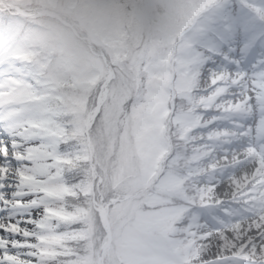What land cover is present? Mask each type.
Wrapping results in <instances>:
<instances>
[{
	"label": "rangeland",
	"instance_id": "obj_1",
	"mask_svg": "<svg viewBox=\"0 0 264 264\" xmlns=\"http://www.w3.org/2000/svg\"><path fill=\"white\" fill-rule=\"evenodd\" d=\"M209 1L0 0V8L10 13L4 10L1 20L13 32L12 43L3 41L6 47L3 45L0 48L11 49L21 60L29 63L31 73L40 80V95L46 97L45 103L51 109L47 115L53 121L55 159L47 161L52 165L49 176L35 177L48 189L45 196L50 199L51 207L47 211L56 218L51 230L43 233L44 240L34 241L41 246L32 251L43 258L44 264H54L53 256L59 251L58 248L65 247L64 239L78 237L77 234L82 235L85 231L89 233L87 226L95 224L88 215L90 202L85 199L90 193L89 180L76 193L64 184L65 179H71L73 185H78V177H84L85 169L89 171V168L93 173L92 188L99 199L96 201L100 203L149 186L142 193L141 200L109 206L107 218L113 237L112 246L118 247L121 257L111 250L103 257V264H128L127 260L137 253L139 257L148 254L153 258L139 259L135 264H197L202 261L203 264L219 254L238 248L250 256L264 254V216L255 222L242 220L247 225L245 236L248 234L251 237L247 236L248 239L242 244L234 242L228 246L225 234L234 230L236 224L231 221L226 225L223 220H218L222 227L211 229L204 221L206 213L197 206L212 200L214 192L212 181L215 177L211 171L217 165L216 158L219 156L216 142L221 140L224 133V124L218 117L222 118L224 110L233 112L239 109V100L236 96H226L230 92L228 85L233 82L231 76L223 75L220 71L215 77L209 74L211 71L208 67L197 61L196 55L200 53L192 48L191 39L204 26L203 23L209 22L205 15L198 18L190 34H185L176 44L172 57L170 45L178 30L189 25L191 17ZM235 5L233 2L232 6ZM17 10L33 15L60 14L62 20L72 26L78 35L83 31L101 49L106 41L108 46L114 45L116 48H121L119 44L122 42L135 52L138 41L146 42L151 36L161 33L164 36L162 39L167 38L169 46L165 58L167 77L164 79L167 78L168 83L172 78L166 65L169 61L174 71L173 97L183 99L176 101L175 111H181V108H185V102L190 101L197 105V109L172 115L164 137V122L159 118L164 120L168 115L169 92L164 101L161 91L158 89L156 93L153 90L146 96L153 99L150 107L147 110L142 107L145 113L139 105H132L128 109L132 113V121L141 125L130 130V126L123 123L127 108L122 107L123 98L120 95L131 94V90L119 75V80L115 78L106 86L100 111L87 133L89 146L86 147L83 127L93 108L88 88L97 87L106 74L101 59L79 45L71 30L57 21L47 16L19 19L15 16ZM214 16H221L220 11L214 12ZM209 17L212 18V15L209 14ZM123 36L126 37L123 39ZM112 51L104 56L105 64L116 68L121 56ZM135 55L132 54V61ZM193 68L197 69L195 74L191 72ZM261 92L264 94V88ZM131 146H135V149ZM143 146L147 149L143 150ZM165 157L168 159L164 170L157 176ZM222 158L220 161L224 160ZM122 163L127 164L128 177L125 178L121 170L114 171ZM110 170L112 180L106 182L103 174ZM251 187L240 193H250ZM102 197L106 198L103 200ZM148 203L150 208L144 207ZM192 205L198 208L194 209L196 206ZM141 207L143 210L139 211ZM85 219L88 222L86 230L71 223ZM139 229V236L131 238L133 231L139 233ZM118 238L126 241L123 246ZM136 240H141V245L138 242L130 243ZM147 244H151V247ZM28 251L26 248L20 249V253ZM19 261L39 264L38 260L34 261L27 255H18ZM93 263L97 264L95 259Z\"/></svg>",
	"mask_w": 264,
	"mask_h": 264
},
{
	"label": "snow or ice",
	"instance_id": "obj_2",
	"mask_svg": "<svg viewBox=\"0 0 264 264\" xmlns=\"http://www.w3.org/2000/svg\"><path fill=\"white\" fill-rule=\"evenodd\" d=\"M19 59L0 48V264H17L18 255L44 264L32 251L41 246L34 241L44 240L56 218L47 211L48 189L35 177L50 175L55 134L40 80L17 67Z\"/></svg>",
	"mask_w": 264,
	"mask_h": 264
},
{
	"label": "trees",
	"instance_id": "obj_3",
	"mask_svg": "<svg viewBox=\"0 0 264 264\" xmlns=\"http://www.w3.org/2000/svg\"><path fill=\"white\" fill-rule=\"evenodd\" d=\"M126 36H123V39ZM162 36L163 35L158 32L154 37L151 36L152 38L149 36L150 38L146 40V42L145 41L142 42V40L138 41L137 43L138 46L135 47L136 49L135 52L131 48V46H128L127 44H126L127 46H124L122 42L119 44V47L121 48L115 47V52L117 55L121 56V59L120 60L118 59L116 68H113L114 79L117 78L119 80L118 76L121 75L122 79L124 80L123 81L124 84L128 85L131 90V94L127 93L125 95L124 94L120 95V97L123 98L121 103L122 107L127 108L125 113L126 115L124 116L125 122L123 123L128 124L131 129H136L138 125L136 122L132 121L133 119L132 113L128 109H130L135 105H139L146 109V107L150 105L152 102V97L150 96L147 98L146 97L147 94L151 93L153 90L156 91V93H158V89L161 91V93L163 92L162 82H163V77L166 75L165 58L169 46L167 43V38L165 37L162 39ZM133 53H136V55L134 57V60L132 61L131 56ZM117 67L119 68L118 70ZM156 83H158L159 86H157ZM123 167L125 166H122L121 170H125V168ZM122 173L123 175H125V171ZM86 176L84 177V180ZM85 182L86 180L83 181V183ZM85 184H87V182ZM126 202L132 204L135 203L136 201L134 199L133 201L129 200ZM148 206L149 204H145L144 207H148ZM141 210H143L142 207L139 208V211ZM94 222H95L94 226L96 229L95 230L96 233L87 235V232L85 231L82 232V235L78 234L79 236L75 239H68L67 249L62 251L61 256L55 258L57 264H90V263L93 264L92 256L94 254V249H96V247L92 245L94 244L93 238H96V235L97 236L100 235V237H102L103 234L101 229L98 227V222L96 221V219H94ZM74 225L80 229L86 230L85 223L81 221L74 222ZM140 231L141 229H139V233L133 231V233L131 234V238L133 237L137 238L140 234ZM118 241H120V238H118ZM123 242L120 241V245L122 244L123 246ZM133 242L135 244H137L138 242V244L141 245V240L130 241V243ZM147 245L149 248L151 247V244H147ZM111 247L108 250V253L112 250L115 251L116 254L121 257L120 253L117 250L118 247L115 245L112 246V244ZM147 257L153 258V256L148 254L139 257V254L137 253L131 258V260H127V263L135 264L139 261V259L141 260Z\"/></svg>",
	"mask_w": 264,
	"mask_h": 264
},
{
	"label": "bare ground",
	"instance_id": "obj_4",
	"mask_svg": "<svg viewBox=\"0 0 264 264\" xmlns=\"http://www.w3.org/2000/svg\"><path fill=\"white\" fill-rule=\"evenodd\" d=\"M216 77V75H215ZM245 155H247L246 151L233 153L230 151L224 152V160L223 161H217L216 167H225L226 164L229 165L235 160H239L240 158H243ZM222 158V157H221ZM223 159V158H222ZM221 159V160H222ZM256 175V172L254 168L248 167V166H238L237 168H233L230 171L229 175L223 176L219 178L218 180H213L212 184L214 186V192L212 193V200L213 201H224L228 199H232L234 194L247 186L254 176ZM247 231V225H245L242 222L236 223V226L234 227V230H229L225 234V241L227 245L236 242L235 244L244 243L248 238L251 236H248V234L245 236V233ZM248 236V238H247Z\"/></svg>",
	"mask_w": 264,
	"mask_h": 264
},
{
	"label": "water",
	"instance_id": "obj_5",
	"mask_svg": "<svg viewBox=\"0 0 264 264\" xmlns=\"http://www.w3.org/2000/svg\"><path fill=\"white\" fill-rule=\"evenodd\" d=\"M96 111V110H95Z\"/></svg>",
	"mask_w": 264,
	"mask_h": 264
}]
</instances>
